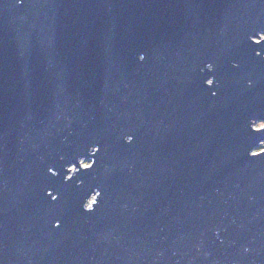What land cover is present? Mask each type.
Segmentation results:
<instances>
[{
	"label": "water",
	"instance_id": "1",
	"mask_svg": "<svg viewBox=\"0 0 264 264\" xmlns=\"http://www.w3.org/2000/svg\"><path fill=\"white\" fill-rule=\"evenodd\" d=\"M263 31L264 0H0V264H264Z\"/></svg>",
	"mask_w": 264,
	"mask_h": 264
},
{
	"label": "rangeland",
	"instance_id": "2",
	"mask_svg": "<svg viewBox=\"0 0 264 264\" xmlns=\"http://www.w3.org/2000/svg\"><path fill=\"white\" fill-rule=\"evenodd\" d=\"M258 39H264V31L259 33L258 36L255 37V40H258ZM261 126H262V122H260V121H255L253 123V127H255V128H258V127H261ZM263 147H264V141L260 142L256 147L253 148L252 151L261 150ZM79 162H80V165L86 166V165H88L89 160L84 158V159L79 160ZM69 169H70L69 170V174H71V173H73L76 170V167L73 166V165H70ZM93 198H94V196H91L88 199L87 206L90 205V203L93 201Z\"/></svg>",
	"mask_w": 264,
	"mask_h": 264
}]
</instances>
